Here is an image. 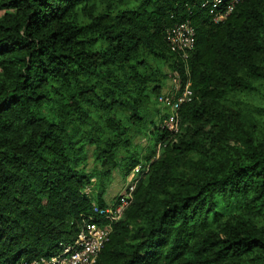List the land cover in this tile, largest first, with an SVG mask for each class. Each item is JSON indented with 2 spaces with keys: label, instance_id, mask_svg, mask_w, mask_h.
<instances>
[{
  "label": "trees",
  "instance_id": "obj_1",
  "mask_svg": "<svg viewBox=\"0 0 264 264\" xmlns=\"http://www.w3.org/2000/svg\"><path fill=\"white\" fill-rule=\"evenodd\" d=\"M212 1L0 0V264L104 225L93 208L141 166L137 135L146 166L94 264H264V93L254 115L230 106L264 87V0L221 22ZM182 22L184 59L166 43ZM172 76L192 92L175 133L155 109Z\"/></svg>",
  "mask_w": 264,
  "mask_h": 264
},
{
  "label": "built area",
  "instance_id": "obj_2",
  "mask_svg": "<svg viewBox=\"0 0 264 264\" xmlns=\"http://www.w3.org/2000/svg\"><path fill=\"white\" fill-rule=\"evenodd\" d=\"M241 1L244 0H225V3L222 4L223 0H213L212 9H216L221 5L224 9L222 13H218L214 17V22L223 21L225 16L232 12L235 5ZM166 43L170 52H178L183 59L186 58V52L192 50L194 45V35L190 24L182 22L171 27L166 32ZM188 85L189 82L186 81L183 87H179V80L177 77L172 76L169 78L167 87L163 88L164 90L162 89L160 95L156 98L157 106L163 109V113L165 111L168 114L162 126L173 133L176 132L175 115L178 108L183 103L189 102L192 96ZM141 171L139 165L131 170L125 188L118 194V202L115 203V206L109 205L104 209L93 208V212L106 221L104 225H86L78 232L71 243L60 245L61 250L55 255L39 257L24 264H94L98 252L107 241L110 224L119 219Z\"/></svg>",
  "mask_w": 264,
  "mask_h": 264
},
{
  "label": "rangeland",
  "instance_id": "obj_3",
  "mask_svg": "<svg viewBox=\"0 0 264 264\" xmlns=\"http://www.w3.org/2000/svg\"><path fill=\"white\" fill-rule=\"evenodd\" d=\"M3 11H0V16L3 15ZM162 71L164 74H167L168 72L166 71V69L164 67H162ZM167 77V76H166ZM164 80V89L167 87V83L169 82V78H166ZM166 85V86H165ZM256 92H252L251 94H243V95H237L236 97L231 98L230 101V106H233V103L235 102V100L241 102L243 104V108L246 109V107L252 111V114L254 113V110L257 108L256 106H259L260 103H262V101L259 98V95L261 93H264V87L261 84H256ZM163 89V88H162ZM163 89V90H164ZM155 109L159 110L160 112L163 111V109H161L159 106L155 105ZM155 113L152 114V116H154ZM254 115V114H253ZM264 123H261V125H263ZM147 127V125H146ZM260 130L262 132H264V127L260 128ZM132 146L133 148L130 149V151L132 152V150H134L135 154L137 155L138 160H140L139 164L141 165L140 167L146 166V162H144L142 159V157H144L146 154H149V150L150 148L147 147V140L142 137L141 135H137L134 136L132 138ZM135 147V148H134ZM148 148V149H147ZM90 152L91 149H87V155H88V160H87V168H89L91 166V159H90ZM133 153V152H132ZM154 158V156H152L150 158V161ZM118 160H121V158L118 157ZM121 172L116 168L113 170L112 172V182L110 187L105 191L103 197L104 199H111L113 196H115L117 194V192L119 191L120 187L121 190L120 192L123 190V188H125L126 184H127V180L129 179L130 173L128 174V176L126 177L127 180L125 184L122 183L123 179L121 180ZM119 192V193H120ZM118 193V194H119ZM259 225L264 229V221L259 222Z\"/></svg>",
  "mask_w": 264,
  "mask_h": 264
},
{
  "label": "crops",
  "instance_id": "obj_4",
  "mask_svg": "<svg viewBox=\"0 0 264 264\" xmlns=\"http://www.w3.org/2000/svg\"><path fill=\"white\" fill-rule=\"evenodd\" d=\"M121 180H122V179H121ZM125 182H126V181H124V180L122 181L123 184H125ZM109 187H110V186H109ZM109 187H108V188H109ZM121 188H122V187H120V189H119V191L117 192V194L120 192ZM117 194H116V195H117ZM104 200H105V202L110 201V199H108V198H107V199H104Z\"/></svg>",
  "mask_w": 264,
  "mask_h": 264
}]
</instances>
